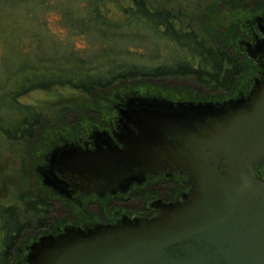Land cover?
Listing matches in <instances>:
<instances>
[{"label":"water","instance_id":"95a60500","mask_svg":"<svg viewBox=\"0 0 264 264\" xmlns=\"http://www.w3.org/2000/svg\"><path fill=\"white\" fill-rule=\"evenodd\" d=\"M127 107L123 115L136 130L125 134L123 148H58L46 183H56V163L94 189L169 166L189 173L194 191L185 202L161 205L156 217L42 235L30 245L28 264H264V179L254 168L264 159V83L250 103L133 96Z\"/></svg>","mask_w":264,"mask_h":264},{"label":"trees","instance_id":"16d2710c","mask_svg":"<svg viewBox=\"0 0 264 264\" xmlns=\"http://www.w3.org/2000/svg\"><path fill=\"white\" fill-rule=\"evenodd\" d=\"M125 1L0 0V25L5 19L0 131L9 140L33 138L44 121L41 112L19 101L20 95L34 89L70 86L92 96L115 86L121 91L144 92L127 83L173 75H191L217 87L236 80L240 60L235 56L211 46L194 30L179 29L177 16L169 11L147 0ZM112 3L118 8L115 11ZM48 10L58 13L65 36L53 31L44 18ZM152 34L159 47L147 54L143 42ZM76 37L83 38L84 47L77 45ZM137 58H146V65L137 63ZM227 59L233 62L228 64ZM44 204L39 196L27 199V213L42 229L46 226ZM30 225L21 220L16 206L0 204V264H12ZM18 264H23L22 258Z\"/></svg>","mask_w":264,"mask_h":264},{"label":"flooded vegetation","instance_id":"af4514ba","mask_svg":"<svg viewBox=\"0 0 264 264\" xmlns=\"http://www.w3.org/2000/svg\"><path fill=\"white\" fill-rule=\"evenodd\" d=\"M222 3L221 7L230 6L232 11L229 16H220L226 13V10H215V7L211 6L213 8L209 10L206 26L210 33L223 37L220 43L211 46L220 47L229 56H235L237 59L234 51L244 52L247 56L243 59L247 65L241 58L238 59L239 73L229 86L207 85L191 75L162 77L167 81L172 79L173 82L185 80L193 85L197 92L189 96L188 91L175 93L148 89L145 92L120 91L111 96H104L101 106L94 110V122L79 123L80 126L70 129L69 133H63L64 138H50L51 142L48 140L49 143L44 146L51 148L59 145L61 151L71 148L85 152H105L108 144L123 148L125 134H128L129 129L136 130L129 122L132 117H124L122 111L128 108L129 99L133 96L160 97L173 103L185 101L197 106L207 102L226 106L239 100L250 103L258 86L264 83V0H226ZM218 16L222 23L217 21ZM225 61L228 64L233 62L229 59ZM227 69L232 70V67L228 66ZM240 75H244L242 79ZM213 83L216 84L215 81ZM227 108L229 109H224ZM58 148H55L52 154ZM40 151L35 157L39 158L38 165L43 158L42 163L46 161L45 152ZM47 164L42 168L36 166L35 169L40 182L37 188L44 189L47 193L43 198L40 197L45 202L43 215L46 226L42 229L44 231L41 233L45 232L43 234L57 235L63 232L66 226L85 228L97 224H116L123 219L156 217L160 214L161 205L185 202V197L195 189L194 179L189 173L181 169L171 170L169 166L156 173H140L130 179H123L116 188L94 189L70 173L63 172L57 163L53 169L56 183L50 186L46 183ZM254 168L258 176L264 179V159L255 161ZM59 179L66 183L65 188L61 187ZM31 244L28 243L24 249H19L23 264H28L27 256Z\"/></svg>","mask_w":264,"mask_h":264},{"label":"rangeland","instance_id":"374dc122","mask_svg":"<svg viewBox=\"0 0 264 264\" xmlns=\"http://www.w3.org/2000/svg\"><path fill=\"white\" fill-rule=\"evenodd\" d=\"M125 1V0H123ZM151 6L161 8L169 11L173 15L177 16L176 25L178 28H184L187 30H194L199 36H201L208 44L215 45L220 43L223 37L218 34L210 33L206 26L207 18H209V10L214 6L215 10H226V13H222L220 16H229L232 8L230 6H222V2L226 0H147ZM126 3V1H125ZM113 11L117 6L110 4ZM44 18L48 20V23L53 31H56L62 37L66 35V30L61 26L59 22V15L54 10H48L45 13ZM210 19H212L210 17ZM209 19V20H210ZM217 21L222 23L219 20ZM214 21V20H213ZM216 21V22H217ZM3 25V32L1 29ZM0 25V68L5 64V19ZM207 27V28H204ZM181 27V28H180ZM146 34V32H145ZM157 36L152 34L147 41H144L147 45V54H153L157 49ZM223 40V39H222ZM74 41L80 47L85 46V42L82 37H76ZM238 59H245L244 52L234 51ZM241 56V57H239ZM135 60V59H133ZM146 58H137V63L146 65ZM244 64L247 62L243 60ZM244 75H240L242 79ZM131 88L142 87L143 89H154L159 91H174L185 92L187 94H194L196 88L187 83L185 80H179L173 82L172 79H144L134 80L132 83H127ZM121 88L115 86L109 90H99L92 93V96L84 92L75 90L70 86H58L52 89H34L25 94L19 96V101L22 104L30 105L34 107L38 112H41L44 116L43 123L37 127L36 134L33 138L23 139L22 141H11L3 132L0 131V204L6 206H16L18 208L21 220L28 221L31 228L25 232L21 238V246L19 249H24L28 243H32L33 240L42 236V228H39V223L36 218L27 213V199L31 196L44 197L47 195L46 191L41 188H37L40 184L38 173L35 172L37 167H44L47 164V159L51 156L55 148L60 147L52 146L48 148L50 138H64L63 133H69L70 129L80 126L79 123L86 124L87 122H94L96 108L101 106V101L104 96H111L114 93L120 92ZM132 91V90H131ZM134 91V89H133ZM145 92V91H144ZM186 94V95H187ZM160 98V97H159ZM94 100V101H93ZM95 108V109H94ZM84 126V125H82ZM73 130V129H72ZM49 140V141H48ZM41 150V151H40ZM45 152V162L40 160L37 152ZM36 163V165H35ZM45 206V205H44ZM44 209V207H43ZM44 213V210H43ZM45 218V215H42ZM59 219V218H58ZM40 234V235H39ZM46 235V234H43ZM21 252L17 250L13 256L12 264H18L21 258L19 257Z\"/></svg>","mask_w":264,"mask_h":264}]
</instances>
